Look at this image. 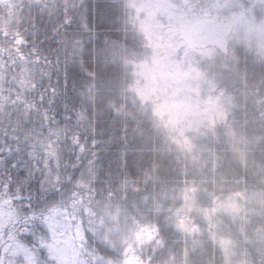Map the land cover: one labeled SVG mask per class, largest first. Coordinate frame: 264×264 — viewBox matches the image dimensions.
I'll return each instance as SVG.
<instances>
[{
    "label": "trees",
    "instance_id": "1",
    "mask_svg": "<svg viewBox=\"0 0 264 264\" xmlns=\"http://www.w3.org/2000/svg\"><path fill=\"white\" fill-rule=\"evenodd\" d=\"M171 1L172 20L208 18L223 36L207 59L190 49L207 107L175 122L158 113L139 71L151 55L139 0H112L118 48L103 104L119 149L74 206L79 253L114 264H264V0ZM10 2L0 21L25 19L19 5L30 0Z\"/></svg>",
    "mask_w": 264,
    "mask_h": 264
},
{
    "label": "snow or ice",
    "instance_id": "2",
    "mask_svg": "<svg viewBox=\"0 0 264 264\" xmlns=\"http://www.w3.org/2000/svg\"><path fill=\"white\" fill-rule=\"evenodd\" d=\"M10 0H0V4ZM0 21V264H64L78 197L120 138L103 97L117 59L112 0H30Z\"/></svg>",
    "mask_w": 264,
    "mask_h": 264
},
{
    "label": "rangeland",
    "instance_id": "3",
    "mask_svg": "<svg viewBox=\"0 0 264 264\" xmlns=\"http://www.w3.org/2000/svg\"><path fill=\"white\" fill-rule=\"evenodd\" d=\"M172 4L171 0H139L140 28L151 47L150 58L139 71L144 76L145 89L156 95L158 113L175 122L185 115H199L198 110L207 107L202 104L207 99L197 100V87L205 82V76L197 66L198 58L207 57L210 45L223 44V36L211 22L204 35L190 36L188 31L196 20H189L186 14L172 20L171 16H176L169 12ZM193 47L201 50L196 53L198 58L190 50ZM72 223L71 232L58 237L55 242L60 261L64 264H114L89 255L81 256L82 230L77 222Z\"/></svg>",
    "mask_w": 264,
    "mask_h": 264
},
{
    "label": "water",
    "instance_id": "4",
    "mask_svg": "<svg viewBox=\"0 0 264 264\" xmlns=\"http://www.w3.org/2000/svg\"><path fill=\"white\" fill-rule=\"evenodd\" d=\"M204 32V23L197 22L193 25L191 29L192 34H202Z\"/></svg>",
    "mask_w": 264,
    "mask_h": 264
}]
</instances>
